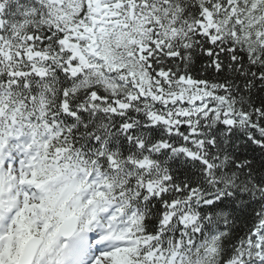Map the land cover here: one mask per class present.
Here are the masks:
<instances>
[{"label":"snow or ice","instance_id":"obj_1","mask_svg":"<svg viewBox=\"0 0 264 264\" xmlns=\"http://www.w3.org/2000/svg\"><path fill=\"white\" fill-rule=\"evenodd\" d=\"M0 264H264V0H0Z\"/></svg>","mask_w":264,"mask_h":264}]
</instances>
